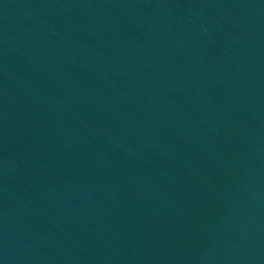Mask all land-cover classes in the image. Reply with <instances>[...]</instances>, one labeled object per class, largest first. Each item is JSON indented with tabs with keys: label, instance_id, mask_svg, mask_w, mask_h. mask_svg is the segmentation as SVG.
Returning <instances> with one entry per match:
<instances>
[{
	"label": "water",
	"instance_id": "1",
	"mask_svg": "<svg viewBox=\"0 0 264 264\" xmlns=\"http://www.w3.org/2000/svg\"><path fill=\"white\" fill-rule=\"evenodd\" d=\"M0 264H264V0H0Z\"/></svg>",
	"mask_w": 264,
	"mask_h": 264
}]
</instances>
